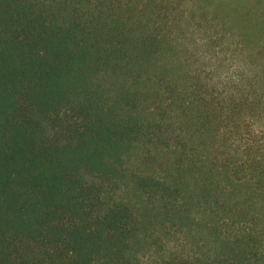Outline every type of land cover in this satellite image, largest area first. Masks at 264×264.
<instances>
[{
    "label": "trees",
    "instance_id": "1",
    "mask_svg": "<svg viewBox=\"0 0 264 264\" xmlns=\"http://www.w3.org/2000/svg\"><path fill=\"white\" fill-rule=\"evenodd\" d=\"M248 3L197 36L199 0H0V264H264Z\"/></svg>",
    "mask_w": 264,
    "mask_h": 264
},
{
    "label": "rangeland",
    "instance_id": "2",
    "mask_svg": "<svg viewBox=\"0 0 264 264\" xmlns=\"http://www.w3.org/2000/svg\"><path fill=\"white\" fill-rule=\"evenodd\" d=\"M199 1L201 3L200 7H197V9L194 11V14L196 15V19H197L198 22L189 23V28H188V31H190V29H192L194 25H197L198 29L200 30V32H197V31L195 32L197 34V36H201V34L205 32L203 30L206 29L207 27H209V24L207 22L203 21L202 18H203V15L206 13V11L209 10V9H206V5H209L210 0H199ZM217 1L220 2V4L217 5V6L219 7V10L221 12H226V13L228 12V13H234V14L236 13L239 16V15L242 14V12L246 13L248 11L247 3L250 2V3H248V5H250L251 3H256L257 4V6H256L257 8H253V9L254 10L257 9V10H259L260 12H262L264 14V0H217ZM186 6L187 5H184V9L188 8ZM238 16H236V19H235V22H234V24H236V26H238V23H240L238 21ZM190 24H191V27H190ZM263 25L264 24H262L261 27H263ZM187 42H189V41H187ZM246 43H247L249 49L251 48L252 51H257V53L260 56V60L264 62V33L263 34H261V33L260 34H253L252 36H249L247 38ZM214 45H215V43H214ZM195 47L202 48L200 46V43H197V45H195ZM233 47H235V45ZM204 48H206V47H204ZM218 48H220V47H218ZM215 49L216 48H211V51H209L208 56L205 59L206 62H208L209 59H210L209 55L210 56L211 55L214 56L213 53H214ZM260 51H261V53H260ZM239 55L241 56L240 53H239ZM239 55L236 52L234 54L235 60L234 61L232 60V61H229V62L228 61L225 62V61H221L220 59H216V58H214L215 56L212 57V59H213V61H216L217 64L218 63H223L224 67L227 66L226 69H223L224 71L227 72L229 70L230 73H233V70L235 69L234 67L237 64H240V62H239L240 61V56ZM220 70H221V68H220ZM226 72H224V74ZM95 180L100 182L99 179H95ZM95 180H94V177H91L90 181H95ZM103 187H105L104 194H106L108 197L110 195H112L113 199L118 200L121 197H127V195H128V198L131 199L133 201V203H137L138 202L137 195L134 194V191L132 192V191H127V190H118V189H115L113 186L108 185V184L104 185ZM141 205L142 204H138V206H141ZM190 235H192V234H187V235L180 234L179 237L187 238L186 241L190 242L188 240L189 238H192ZM158 238L159 239H163V241L166 243V241H165V239H166L165 233L158 232ZM139 247L141 248V251H142V250H146L147 245L142 243V245H140ZM152 249H153L152 251L155 250L154 248H152ZM160 250H162V249H160Z\"/></svg>",
    "mask_w": 264,
    "mask_h": 264
}]
</instances>
